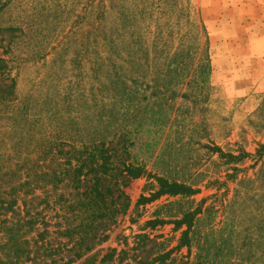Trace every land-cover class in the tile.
Returning a JSON list of instances; mask_svg holds the SVG:
<instances>
[{
    "label": "rangeland",
    "instance_id": "374dc122",
    "mask_svg": "<svg viewBox=\"0 0 264 264\" xmlns=\"http://www.w3.org/2000/svg\"><path fill=\"white\" fill-rule=\"evenodd\" d=\"M7 1L0 11V94L5 97L11 93L7 99L24 108L28 115L18 121L23 120L36 132L42 126L48 130L55 120L51 115L55 107L71 109V113L87 107H110L111 91L101 90L109 79L105 80L101 72L96 79L89 68L96 65V52L105 49L98 45L100 34L114 25L116 4L102 17L98 0L87 10L89 14L84 11L87 0ZM175 8L181 10V26L185 24L181 30H194L202 44L206 35L209 63L200 87H177L178 94L167 111L168 120L152 123L149 118L131 152L137 162L146 163L147 173L196 182L199 192L189 198L161 196L136 208L139 196L151 194L156 182L146 174L130 181L124 188L130 198L127 214L110 229L105 242L78 260L80 264H93L109 248L131 246L132 237L140 232L163 242L165 249L176 246L180 231H174L172 224L154 229L145 225L147 220L165 218V206L174 200L178 201L172 207L175 211L196 208L204 202L191 231L190 253L185 247L174 250L172 262L167 264H264L261 162L256 166L248 157L232 164L238 171L234 172L236 178L229 180L225 173L231 166L205 147L213 144L237 155L255 154L259 144L264 145V0H171L168 12ZM177 30L173 28V32ZM195 37L190 33L180 48L183 43L190 45ZM198 57L193 60V68ZM111 60L110 67L127 73L130 80L135 69L132 62L115 60L114 56ZM100 78L103 83H98ZM144 82L152 83L149 78ZM185 92L190 96L181 97ZM1 111L0 141L10 140L4 133ZM38 114L40 123L35 129ZM2 149L0 145V152ZM248 176L257 182L249 183L250 191L246 192L237 181ZM237 188L243 189L242 196L234 201Z\"/></svg>",
    "mask_w": 264,
    "mask_h": 264
},
{
    "label": "trees",
    "instance_id": "16d2710c",
    "mask_svg": "<svg viewBox=\"0 0 264 264\" xmlns=\"http://www.w3.org/2000/svg\"><path fill=\"white\" fill-rule=\"evenodd\" d=\"M93 1L84 4L85 14H89ZM98 1L102 17L116 4L114 25L100 34L98 45L105 49L96 52V65L89 68L96 79L99 72L105 80L109 79L110 83L103 84L101 90L111 91L110 107H87L72 113L71 109L55 107L51 111L55 120L48 130L42 126L34 132L26 127V122L18 121L28 114L7 99L11 93L5 97L0 94L3 129L10 139L0 141V264H80L78 260L105 242L110 229L127 214L130 198L124 188L145 174L156 182V189L148 196L141 194L136 208L161 196L189 198L199 192L196 182L147 173L146 163L137 162L131 150L149 118L152 123L168 120L167 111L178 94L177 87H200L198 83H202L209 63L206 35L202 44L194 30H181L185 25L181 26V10H167L171 0ZM7 2L0 1V11ZM173 6L174 3L172 9ZM176 27L177 32H173ZM126 32L130 38L125 37ZM190 33L196 35L193 42L183 43L180 48ZM174 42H178L176 46ZM113 56L115 60L126 58L128 64L132 62L135 69L130 80L127 73L120 74L110 67ZM145 78L152 83H145ZM100 81L103 83L102 78ZM189 96L187 92L181 94L184 98ZM35 117L36 129L40 115ZM30 138L34 140L27 143ZM205 147L231 166L226 179L234 180L238 170L232 164L248 157L254 159L256 166L261 162L259 174H264L263 144H259L255 154L237 155L223 152L213 144ZM252 182L257 179L248 176L239 178L237 185L249 192L247 185ZM243 189L235 190L234 201L242 196ZM260 190H264V180ZM203 202L196 208L175 211L172 207L178 201L174 200L165 206V218L145 222L150 229L172 224L174 231H180L176 246L165 249L163 242L140 232L132 237L131 246L109 248L93 264H167L172 262L174 250L185 247L190 253L191 231Z\"/></svg>",
    "mask_w": 264,
    "mask_h": 264
}]
</instances>
